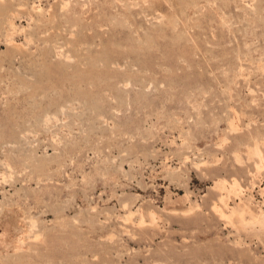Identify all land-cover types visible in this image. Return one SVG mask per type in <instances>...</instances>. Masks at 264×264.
I'll use <instances>...</instances> for the list:
<instances>
[{
	"label": "rangeland",
	"instance_id": "obj_1",
	"mask_svg": "<svg viewBox=\"0 0 264 264\" xmlns=\"http://www.w3.org/2000/svg\"><path fill=\"white\" fill-rule=\"evenodd\" d=\"M0 264H264V0H0Z\"/></svg>",
	"mask_w": 264,
	"mask_h": 264
},
{
	"label": "bare ground",
	"instance_id": "obj_2",
	"mask_svg": "<svg viewBox=\"0 0 264 264\" xmlns=\"http://www.w3.org/2000/svg\"><path fill=\"white\" fill-rule=\"evenodd\" d=\"M259 224V223H258Z\"/></svg>",
	"mask_w": 264,
	"mask_h": 264
}]
</instances>
